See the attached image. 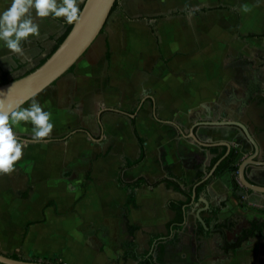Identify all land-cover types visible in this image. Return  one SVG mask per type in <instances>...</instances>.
<instances>
[{
    "label": "crops",
    "instance_id": "crops-1",
    "mask_svg": "<svg viewBox=\"0 0 264 264\" xmlns=\"http://www.w3.org/2000/svg\"><path fill=\"white\" fill-rule=\"evenodd\" d=\"M8 3L0 0V9ZM35 19L40 35L23 44V56L0 45V76L19 79L37 68L68 26L63 18ZM263 33L264 0H120L103 33L110 61L105 47L96 59L76 65L77 87L59 90L63 103L51 111L50 138L27 143L16 169L0 174V253L44 263L139 264L155 253L157 239L162 264H264V230L244 236L253 223L264 224V194L243 187L238 171L213 174L196 194L210 179L205 176L213 155L207 148L225 142L238 149V166L253 157L264 162V37L249 36ZM132 118L147 158L125 168L126 158L137 159L141 151ZM234 123L247 129L258 156ZM116 124L118 131L110 133ZM69 126L75 135L62 133ZM31 127L15 130L26 140ZM95 128L103 133L96 136ZM191 132L212 146L197 143ZM95 141L108 146L95 152ZM63 170L84 173L82 185L62 179ZM20 173L32 182L16 184ZM246 174L264 186V166L250 165ZM121 176L194 185L184 223L178 228L170 208L186 200L181 192L165 182L131 188ZM132 190L135 206L127 202Z\"/></svg>",
    "mask_w": 264,
    "mask_h": 264
},
{
    "label": "clouds",
    "instance_id": "clouds-1",
    "mask_svg": "<svg viewBox=\"0 0 264 264\" xmlns=\"http://www.w3.org/2000/svg\"><path fill=\"white\" fill-rule=\"evenodd\" d=\"M35 17L63 18L66 24L78 23L81 20L79 0H9L7 7L0 9V45L23 56V44L40 35ZM22 105L23 102L5 105L0 100V174L13 172L21 161L25 145L46 143L55 127L52 112L39 100L33 99L26 107ZM22 122L32 125L30 141L21 139L15 130Z\"/></svg>",
    "mask_w": 264,
    "mask_h": 264
},
{
    "label": "water",
    "instance_id": "water-1",
    "mask_svg": "<svg viewBox=\"0 0 264 264\" xmlns=\"http://www.w3.org/2000/svg\"><path fill=\"white\" fill-rule=\"evenodd\" d=\"M117 0H85L81 10V20L73 24V28L66 39L58 47V49L47 59V61L25 77L19 78L8 84L0 86V100L5 105H19L23 102L25 106L32 99L43 93L46 89L65 75L70 68L75 65L84 54L90 49L97 38L100 36L102 29L105 27L110 16L112 8ZM257 71L254 70L253 80L257 83ZM254 86L251 85L248 98L254 94ZM257 88V87H256ZM259 90V88H257ZM239 127L247 138L253 143L256 156L259 154V147L247 131L240 123H234ZM191 137L199 144L210 147L212 145L202 143L194 132H191ZM21 138V137H20ZM22 139V138H21ZM29 140L30 139H26ZM218 145L226 146L227 153L222 157L205 176V180L210 178L218 165L229 154L231 146L228 143L222 142ZM264 166V162H258L255 157L244 160L238 169V178L240 184L246 189L264 194V186L253 183L246 174L248 166ZM195 195V194H194ZM207 204V201H204ZM209 207V205H207ZM199 221L203 219L198 213ZM50 264L39 261L19 260L8 257L0 253V264Z\"/></svg>",
    "mask_w": 264,
    "mask_h": 264
},
{
    "label": "trees",
    "instance_id": "trees-1",
    "mask_svg": "<svg viewBox=\"0 0 264 264\" xmlns=\"http://www.w3.org/2000/svg\"><path fill=\"white\" fill-rule=\"evenodd\" d=\"M119 4H120V0H117L116 3L114 4L113 8H112V11L110 13V16L119 7ZM83 5L80 8L81 10L83 8ZM204 10H207V8H205ZM110 16H109V18H110ZM109 18H108V20H109ZM108 20H107V23H108ZM107 23L105 24V27L102 29L100 35H102L104 33ZM72 28H73V24H68L65 33L60 38H58V40L56 42V45L52 49L51 53L39 64L38 67H40L41 65H43L47 61V59L58 49V47L62 44V42L69 35V33L71 32ZM152 29H153V32L156 33V31L154 30V28H152ZM249 36H251V37H264V33L263 34H260V35L254 34V35H249ZM105 47H106V53H105L106 60H107V62H109L110 59H111L112 52H111V47H110V43H109L108 40L105 41ZM87 52L84 54V56L87 54ZM76 65L77 64L73 65L66 74L72 73L74 71V69L76 68ZM37 68H35V69L27 72L22 77L27 76L28 74H30L31 72H33ZM65 75H63V77ZM15 80H17V79H10L9 76H8V73H3L0 76V86L5 85V84H8V83H10L12 81H15ZM59 80H57L56 82H54L51 86L56 85V83ZM131 126H132L133 133H134L135 137L137 138V141H138V143L140 145V150L141 151H140V155H139V157L137 159H134L133 160V159H130V158H126L125 168H131V167L137 166V165H139L140 163H142L147 158V151H146V148H145V145H144V142L145 141L139 135V132H138L137 126H136V119L135 118H132L131 119ZM23 137L26 138V136H23ZM51 139L52 140H59L58 138H51ZM61 139L68 140L69 139V136L66 135V136H64ZM207 150H208V152L211 155H213V157L210 160V162L208 164V167H207L208 170H211L212 167L222 157L225 156V154L228 151V148L226 146H215V147L207 148ZM238 156H239L238 149H236L234 147H231V150H230L229 154L218 165V167H217V169H216V171H215V173H214V175H213L212 178H214L216 176H222V175H225V174H233V173L236 176V173H237L238 168H239V166L236 164L237 163ZM203 175H204V171L200 170L199 175H198V178H197V182H200L202 180ZM212 178H210L206 182H203V183H201V184H199L197 186V188H196L197 197L208 186V184H209V182L211 181ZM119 181H120V183L122 185L131 187V188L140 187L143 184L149 185L151 187H155V186H158L159 184H161L163 182L167 183V185H169L171 187H174L177 191L181 192L186 197V200L183 201V202H176V203L173 202V203L170 204V208L173 209L176 212V218H175V220H177V226H178V228L181 226V224L184 223V221H185V215H184V211L183 210H184V207L187 206L192 201V195H193V187H194V185H188V184L185 183L182 186L178 182H175L173 180L164 179V178L159 179V180H157L155 182H150L145 177H141V178H139V179H137L135 181H126L121 176L119 178ZM233 188H234L235 191H240L242 189L241 186H240V184H239V182L236 179H234ZM249 192H251V191H249ZM238 198H239V200H241L242 199V196H238ZM127 202L129 204L133 205V206L136 205L135 193H134L133 190L131 191V194H130L129 199H128ZM263 230H264V224H259V223H256L255 222V223L252 224V226H251V228L249 230H246L244 232V236H246V235L247 236L253 235L254 233L262 232ZM154 240L156 241V247H157L155 253L154 252H150V253H147L146 255H144L142 257V259L140 260L139 264H162V261H163V247L160 245L159 240H157V239H154ZM12 258L17 259L16 257H12ZM49 263L50 264H63V263H59V262L54 261V260H50Z\"/></svg>",
    "mask_w": 264,
    "mask_h": 264
},
{
    "label": "rangeland",
    "instance_id": "rangeland-1",
    "mask_svg": "<svg viewBox=\"0 0 264 264\" xmlns=\"http://www.w3.org/2000/svg\"><path fill=\"white\" fill-rule=\"evenodd\" d=\"M104 35H100L97 40L94 42V44L90 47V49L88 50L87 54L83 57L86 59H96L98 57V55H100L104 50H105V47H104ZM83 58H81L76 64H78L81 60H83ZM75 87H77V83H76V77L72 74V73H69V74H66L64 77H62L58 83H56L55 86H51L49 87L48 89H46L43 93H41L40 95H38V97L34 98L36 100H39V102L48 110V107L51 109L49 111H55L56 109L59 110V105L63 103V100H62V96H63V93L59 92V90L61 89H74ZM47 97L49 100L47 102H44L42 100V98L40 97ZM41 99V101H40ZM33 100V99H32ZM31 100V101H32ZM31 101L25 105L28 106ZM116 120V119H115ZM122 121L126 122L125 125H129V118L128 117H124L122 118ZM61 121L57 122L58 124H60ZM85 123V122H83ZM23 126L26 127V126H32L30 123H24L22 122ZM17 128H21L20 127H17ZM76 128L73 127V126H69L67 128H62L61 130L63 131L62 133L64 134H71V135H75L76 133H74L73 131L75 130ZM126 130H127V127H126ZM95 131V135L96 136H100L103 132L100 131V129L98 128H95L94 129ZM110 133L111 132H117L118 131V128H117V124L114 125V128L113 129H110L109 130ZM20 135V134H19ZM31 135V134H30ZM63 135V134H62ZM28 138L30 139V136H28ZM75 142V140H74ZM29 143V142H28ZM31 143H34V142H31ZM73 143V141H72ZM70 143V144H72ZM92 143V142H91ZM90 146H94V151L95 152H100V151H104L106 149V147L108 145H102L101 143L99 144V142L95 141L93 144H90ZM77 147L78 149L80 150H85V143H80V141H78V144H77ZM117 147V145H116ZM22 172V171H21ZM61 178L62 179H65L67 182L69 183H72V184H77L78 186L82 185V183L84 182L85 180V175L84 173H80V172H77V173H73V172H65L63 170V174L61 175ZM33 180V177L31 175L29 176H25V175H18L15 177V181L17 182L16 184H19V186H21V184L24 186L27 184V182L29 183L32 182ZM64 182V181H63Z\"/></svg>",
    "mask_w": 264,
    "mask_h": 264
}]
</instances>
